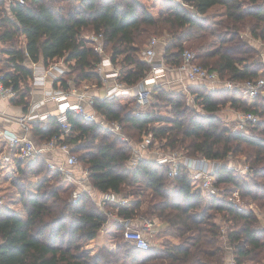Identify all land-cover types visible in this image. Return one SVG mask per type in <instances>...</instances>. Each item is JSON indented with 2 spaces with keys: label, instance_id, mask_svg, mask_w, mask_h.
I'll return each mask as SVG.
<instances>
[{
  "label": "trees",
  "instance_id": "obj_1",
  "mask_svg": "<svg viewBox=\"0 0 264 264\" xmlns=\"http://www.w3.org/2000/svg\"><path fill=\"white\" fill-rule=\"evenodd\" d=\"M86 30L102 34L104 53L118 66L117 80L128 86L150 71L140 51L151 33L167 34L162 57L170 67L181 64V53L188 46L198 63L216 71L222 81L264 77V61L244 37L248 33L264 42V0H28L25 4L0 0V41L7 43L0 74L5 85L17 90L10 102L27 110L30 62L48 65L63 59L75 85L100 83L95 68L101 56L87 43ZM18 37L23 38L20 45ZM160 84L151 89L153 99L139 113L132 108L135 97L129 93L94 100V109L117 121L128 141L68 113L71 130L66 141L87 168L92 188L127 197L132 193L129 187L140 184L150 190L145 208L136 197L128 204L106 202L100 208L88 193L72 202L74 185L50 170L43 156L24 165L17 162L18 173L10 183L15 197L10 200H17L20 207L5 203L1 209L0 264H224L225 245L237 264H264L259 217L264 212V98L247 102L238 87L208 90L194 85L190 91L200 105L197 109L185 102L182 91L172 92ZM61 86L67 89V79ZM160 100L169 106L166 113L159 110ZM224 104L253 113L256 123L232 130L218 115ZM59 128L51 116L45 124L31 122L30 135L41 142L59 134ZM146 135L157 140L160 149H181L188 157L225 162L230 156H243L247 172L236 174L223 162L214 173L217 191L202 194L193 189L191 174L183 166L172 178L166 165L147 159L129 166L132 143H140ZM235 190L254 207L247 212L235 208L228 199ZM107 209L122 219L139 215L151 222L157 219L164 225L154 236L159 246L135 247L123 239V227L111 220L114 246L104 245L92 254L83 250L82 244L107 223Z\"/></svg>",
  "mask_w": 264,
  "mask_h": 264
},
{
  "label": "built area",
  "instance_id": "obj_2",
  "mask_svg": "<svg viewBox=\"0 0 264 264\" xmlns=\"http://www.w3.org/2000/svg\"><path fill=\"white\" fill-rule=\"evenodd\" d=\"M9 3L25 4L28 0H5ZM86 38V37H85ZM87 43L92 46L100 56V60L96 64V73L100 77V83L82 82L79 86L75 85V76L66 73L67 68L63 62H50L48 65L39 62H30L32 71L30 80L32 97L28 108L25 112L18 116H5L6 120L15 121L20 127L22 133H16L6 128L0 127V167L11 165L15 171H18L17 162L22 165L32 163L43 156L47 166L52 171L61 174L64 181L74 185V189L70 193V201L75 202L83 193L93 195L95 189L92 188L86 167H83L77 160V156L72 152V146L66 141V137L71 130L68 113L73 112L85 121H90L116 134L121 140L128 141L127 136L122 130L121 125L117 121H109L94 109V100L111 98L119 94H132L135 97L134 109L139 113L140 108L148 102V95L151 89L160 83V78L166 74L168 70H177L185 74V78L193 82H221L216 71L204 68L198 63L197 57L190 49H184L181 53L182 62L177 67H170L165 64L163 57L157 58V49L162 46L159 38L151 37L147 44L141 49L140 55L142 59L147 61L151 67L145 78L133 86H128L117 80L118 66L114 65L109 55L104 53L103 37L101 33L87 37ZM163 47L165 41L162 42ZM67 79V89L62 88L61 80ZM228 87H238L242 95L249 99L264 98V77L257 79H247L240 83L224 81ZM35 86L42 87V94L38 99H33V88ZM91 88L96 89L97 93L92 94ZM17 95V90L12 85H5L3 77L0 74V97L10 101ZM49 103L55 105L54 111H43L41 108ZM53 117L59 125L60 133L53 135L48 140L36 141L31 137V122H39L45 124L50 117ZM237 127L245 130L248 122L256 123L257 117L251 112H240L237 115ZM237 129V130H239ZM154 142L152 137L146 135L140 143H132V154L129 159V165H135L139 160L147 159L167 167V175L172 178L177 175L179 167L183 166L190 172L193 179V188L204 191H217L213 186L215 181L214 173L218 169L220 163L215 160L205 158H194L185 155H178V152H160L157 148H152ZM60 154H64L62 157ZM80 167V173L76 174L74 168ZM247 169V166L245 167ZM237 193V192H236ZM237 195V194H236ZM238 197V196H237ZM233 201V206L240 211L247 212L249 208H242L239 198ZM100 207L107 202L110 205H124L128 203V199L121 198L119 194L113 192H100L99 200H95ZM5 202L0 195V212ZM107 215H112L107 212ZM114 216V215H112ZM116 217V216H115ZM128 220V219H123ZM153 224L151 220H144L143 225L149 227ZM264 227V224H263ZM222 233L225 226L221 228ZM123 239L139 249H147L151 246L148 238L143 231L137 228L127 226L123 230ZM228 264H237L233 255Z\"/></svg>",
  "mask_w": 264,
  "mask_h": 264
},
{
  "label": "rangeland",
  "instance_id": "obj_3",
  "mask_svg": "<svg viewBox=\"0 0 264 264\" xmlns=\"http://www.w3.org/2000/svg\"><path fill=\"white\" fill-rule=\"evenodd\" d=\"M83 35L86 38L87 37H91L93 35V31L92 30H86L83 33ZM153 36L159 38V40L161 42H163V41H165L167 39V34H165V33H163V34L151 33L147 37V39H145V42H148V40L151 37H153ZM22 39H23L22 37H18V41L17 42L19 43V45L22 43ZM6 46H7V43L0 41V68L3 66V63L5 61V56H6L3 53L2 49L4 47H6ZM185 49H190L191 51H193V49L188 48V46L185 47ZM162 53H163V46H161L160 48L158 47V49H157V58L159 56L161 58ZM62 60L63 59L58 60V61L61 62ZM167 73H169V72H167ZM167 73L165 74L164 77H162L163 80L161 81V84L160 83L159 84L162 85L165 89H167L169 91H172V92L173 91L174 92L182 91L184 93L185 102H187L188 105H191L192 107H195V108L199 109L200 108V105L198 104V100L195 99V94L190 91V89L195 88V87H193L194 85L185 84L184 82H181V81H177V83H175L174 85L173 84H169L168 83V78H167ZM176 77H179V75H177ZM184 79L185 78L183 77V80ZM91 89H93V88H91ZM149 98H150V100L153 99L150 96V93L148 95V102L145 105H147L149 103ZM31 99H32V97L29 94V96H28L29 102H31ZM134 103L135 102H133L131 104L132 108L135 106ZM156 103H158V105H160L159 106L160 112L166 113L167 110H169V106L167 105V103L164 100H160L159 102L156 101ZM227 108H229L232 111L236 112L235 121H232L231 119H228L227 116H225V114L227 112ZM238 113H240V111L238 109H235V108H233V107H231V106H229L227 104L222 105V107H220V109L218 111V115H220L224 119V121L226 122V124L232 130L239 129V127H237V123H238L237 115H238ZM245 129H247V124L245 126ZM239 130H241V129H239ZM248 132L251 133V130L248 131ZM129 135L132 136L131 135V132L129 133ZM153 142H154V145L152 146V148H157L158 150H160V152H162V151L163 152H168V149H164V150L160 149L159 143H157V140L156 141L153 140ZM173 151L178 152V155H181V156L182 155H185L184 154V151L181 150V149H175ZM76 156H77V154H76ZM185 156H187V155H185ZM189 157H194V156H189ZM77 159H78V157H77ZM215 162H218V163L222 164L224 161H215ZM224 163L234 173H236V174L245 175L246 172H247V169H245V167L247 166V164L245 163V157H243V156H240V157H232V156H230L228 158V160L225 161ZM129 166L132 167L133 165L132 166L129 165ZM17 173H18V171H15L11 165H7V166H4V167H0V195L3 197L5 203H10V204L12 203L13 204L12 206L14 207V209L20 207V204L17 203V200H14V199L13 200H10L11 197H15V193L13 191L14 187L10 183L14 180V178H15L14 176L17 175ZM39 175L40 174H38V176H34L33 179L31 178L32 181L35 180V179H37V177L39 178ZM25 182H26V178H24V180L20 181L21 184L22 183H25ZM8 188H10L9 191H7ZM222 188L223 187H221L220 189H222ZM128 190H131L132 193L131 192L130 193L132 195L131 194H128L127 197H130V198L136 197V198L142 199L141 209H144L145 206H146V204H147V202L149 201V198H150V190L144 189L142 187V185H140V184L131 185ZM228 196H229L228 199L229 198H232L233 200H236V197L238 196L237 198H239V203L243 205L242 208H244V209L249 208L250 205H252L254 207L253 203H248V204L245 203V200L241 197V195H240V193H239L238 190L233 191L231 194H228ZM229 201H230V199H229ZM230 202L233 203V201H230ZM22 208L23 207H21L20 209H22ZM109 211H111V210H109ZM263 214H264V212H263ZM112 215H108V217H112ZM136 219H137L138 222L140 221L141 223H143L144 220H149L150 218L143 217L142 215L141 216L139 215L138 217H136ZM154 221L156 223V227H158V228L159 227H162L161 226V223L157 219H154ZM140 227H142V225ZM113 236H114L113 234H110V233H107V232L102 231L99 234V237H101L102 243L101 242H98V241L97 242H95V241H87V242H85V243L82 244V249L85 250V251H87V252H90V254H92L93 251L94 252L97 251L100 247H102L104 245L107 246V247H109V248L110 247H113L114 244H115V241H116V239ZM109 237H111V238H109ZM147 237H148V240H149L150 243H151V241L156 240L154 236L152 238L150 235L149 236L147 235ZM109 239H111V240H109Z\"/></svg>",
  "mask_w": 264,
  "mask_h": 264
},
{
  "label": "crops",
  "instance_id": "obj_4",
  "mask_svg": "<svg viewBox=\"0 0 264 264\" xmlns=\"http://www.w3.org/2000/svg\"><path fill=\"white\" fill-rule=\"evenodd\" d=\"M244 37H247V39L251 42V44L254 45V47L258 50L259 52V55H260V58L262 59V61H264V42H262L261 40H256V39H253L250 37V35L248 33H244ZM160 44H162L163 46V43L161 42ZM161 47V46H160ZM156 59H159L160 60V56ZM39 63H43V62H39ZM169 72V73H167ZM166 73H167V78H168V83L169 84H175L177 83V81H181V82H184L185 84H189V85H204L208 90H215V89H223V88H227V89H232V88H235V87H228L227 84L224 82V81H221V82H214V83H207V82H196V81H189L188 79L185 78V74L183 72H179L177 70H168ZM177 75H179V77H176ZM165 76V75H164ZM162 76V77H164ZM185 78L183 80V77ZM160 78V80L162 81L163 78ZM165 85V84H164ZM92 92V94H96L97 93V90L96 89H91L90 90ZM42 94V87H39V86H35L33 88V99H38ZM241 98L247 102H252L251 100L245 98L242 93H241ZM55 105L53 103H49L45 106H43L41 108V110L43 111H54L55 109ZM22 108L21 106H18L16 104H13L12 102L8 101V100H5V99H2L0 97V127L1 128H6V129H9L13 132H16V133H22L20 127L18 126L17 123H15V121H7L6 120V117L7 116H18L22 113ZM6 116V117H5ZM225 116L228 117V119H231L232 121H235V118H236V112L232 111L231 109L227 108V112L225 114ZM62 157H64V154H60ZM76 174H79L80 173V167L77 165L75 168H74ZM194 189V188H193ZM196 191H199L200 193H204L205 191L204 190H200V189H194ZM121 198H126V200L128 199V203H130V201L133 199V198H130V197H124L123 195H119ZM92 198L94 199V201L96 200H99L100 198V191L98 190H94L93 192V195H92ZM127 203V204H128ZM100 207V206H99ZM102 208V207H100ZM253 206L250 209H252ZM108 213L109 212H112V209H107ZM111 210V211H109ZM248 210V211H249ZM114 216L112 217H108V221L106 224H104L102 226V228L98 231V234L96 235V237L90 241H95V242H101L102 243V240H101V237H99V234L104 231V232H107V233H112V224H111V220L113 221H116L118 224H120L122 227H123V230L129 226L131 228H137V229H140L143 231L144 235L147 237V235L151 236L153 238V236L156 235V233L159 231V228L161 227H156V223L155 221H153L151 224V226L147 227L145 225H143V223H141L140 221L138 222L137 219H129V220H123L122 218H119L116 216L115 213H112ZM116 216V217H115ZM260 217V222H261V225L263 226L264 224V214L260 213L259 215ZM155 223V224H154ZM142 225V227H140ZM161 226H164L162 223H161ZM148 238V237H147ZM153 240V239H152ZM224 243H225V239H224ZM160 244V240L157 239V240H153L151 241V245H155V246H159ZM225 248H226V255H225V261H224V264H228V261L230 260L231 258V250H230V247L225 245ZM94 253V251L92 252Z\"/></svg>",
  "mask_w": 264,
  "mask_h": 264
}]
</instances>
